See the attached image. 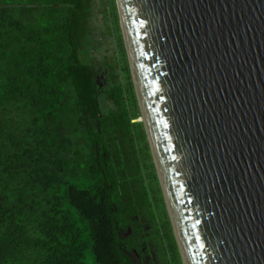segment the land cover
I'll return each mask as SVG.
<instances>
[{
    "label": "trees",
    "instance_id": "16d2710c",
    "mask_svg": "<svg viewBox=\"0 0 264 264\" xmlns=\"http://www.w3.org/2000/svg\"><path fill=\"white\" fill-rule=\"evenodd\" d=\"M89 10V0H0V264H141L129 184H144L137 140L161 191L132 123L123 42L132 114L119 84L97 82ZM146 201L140 191L142 212Z\"/></svg>",
    "mask_w": 264,
    "mask_h": 264
},
{
    "label": "water",
    "instance_id": "95a60500",
    "mask_svg": "<svg viewBox=\"0 0 264 264\" xmlns=\"http://www.w3.org/2000/svg\"><path fill=\"white\" fill-rule=\"evenodd\" d=\"M182 264H264V0H115Z\"/></svg>",
    "mask_w": 264,
    "mask_h": 264
},
{
    "label": "rangeland",
    "instance_id": "374dc122",
    "mask_svg": "<svg viewBox=\"0 0 264 264\" xmlns=\"http://www.w3.org/2000/svg\"><path fill=\"white\" fill-rule=\"evenodd\" d=\"M89 6L91 15L89 17V35L85 49L90 52V57L97 64V82L103 90L109 87L110 84H119L124 105L129 110V114H132L133 103L125 69L124 54L119 40V35L121 40L122 36L118 17L116 22L117 11H115V0H89ZM117 29L119 30V34ZM101 102L104 109L105 107H108V105L111 106V102H106L103 96ZM137 111V119L132 121V123L138 122L142 124L138 105ZM140 148V142L138 140L135 141V149L140 161L141 176L144 179V184L139 180L141 179L139 176L138 178L134 176L133 179H135V181L131 180L129 184H131V199L137 203H135L137 211L134 213L135 217L138 219L139 224H137L142 226V231L144 233V238L140 236L141 233L138 238L142 245L140 251L142 264H182L177 245L176 251L172 245L171 237L169 236L170 234L166 224V218L169 221L170 227L171 223L165 204L164 206L161 204L162 192L159 193L155 179L150 172L149 165L147 164L146 155L144 156V153L142 152L143 150ZM154 172L156 173L155 169ZM159 189L161 191L160 186ZM140 191L145 193L147 197V210L144 212H142V209L144 210L142 206V209L138 207L140 205ZM138 211L144 214L145 219L140 217L142 215L140 212V216L138 217ZM137 224L135 227L138 226Z\"/></svg>",
    "mask_w": 264,
    "mask_h": 264
},
{
    "label": "flooded vegetation",
    "instance_id": "af4514ba",
    "mask_svg": "<svg viewBox=\"0 0 264 264\" xmlns=\"http://www.w3.org/2000/svg\"><path fill=\"white\" fill-rule=\"evenodd\" d=\"M157 176V175H156ZM158 181V180H157ZM127 234H129V230H128V232H127ZM137 258V257H136ZM137 259H139V261H140V263L142 264V258H141V255H138V258Z\"/></svg>",
    "mask_w": 264,
    "mask_h": 264
},
{
    "label": "bare ground",
    "instance_id": "6f19581e",
    "mask_svg": "<svg viewBox=\"0 0 264 264\" xmlns=\"http://www.w3.org/2000/svg\"><path fill=\"white\" fill-rule=\"evenodd\" d=\"M140 120H141V117H140Z\"/></svg>",
    "mask_w": 264,
    "mask_h": 264
}]
</instances>
